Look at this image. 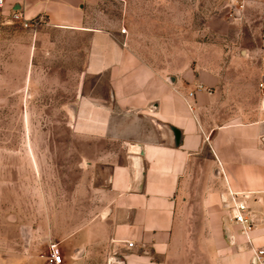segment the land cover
Wrapping results in <instances>:
<instances>
[{
    "label": "crops",
    "instance_id": "obj_1",
    "mask_svg": "<svg viewBox=\"0 0 264 264\" xmlns=\"http://www.w3.org/2000/svg\"><path fill=\"white\" fill-rule=\"evenodd\" d=\"M86 4L3 5L6 13L41 21L14 33L24 38L26 60L13 56L8 64L22 66L35 95L60 96L61 116L66 108L72 117L74 166L84 162L95 176L89 194L100 198L103 235L84 226L61 232L64 264H261L255 250L264 247V44L243 51L256 79L237 81L239 102L231 105L236 95L202 60L163 72L128 28L91 24ZM65 70L78 75L67 105ZM231 193L250 208L256 228L248 233L227 207ZM28 249L11 264L46 263L45 246Z\"/></svg>",
    "mask_w": 264,
    "mask_h": 264
},
{
    "label": "rangeland",
    "instance_id": "obj_2",
    "mask_svg": "<svg viewBox=\"0 0 264 264\" xmlns=\"http://www.w3.org/2000/svg\"><path fill=\"white\" fill-rule=\"evenodd\" d=\"M234 1L236 6L230 0H86V5L91 24L128 28L133 43L163 72H180L189 58L194 67L202 60L235 96L240 78L256 79L243 51L264 44V0ZM32 29L0 6V264L27 255L31 246H45L43 254L51 243L63 247L60 233L69 235L79 226L103 235L100 198L89 194L94 173L84 170V162L74 166L72 117L66 108L61 116L55 91L53 97L50 91L35 95L22 80V66L8 64L13 56L26 60L19 50L24 38L13 35ZM64 73L67 105L78 75ZM236 100L237 95L229 102Z\"/></svg>",
    "mask_w": 264,
    "mask_h": 264
},
{
    "label": "built area",
    "instance_id": "obj_3",
    "mask_svg": "<svg viewBox=\"0 0 264 264\" xmlns=\"http://www.w3.org/2000/svg\"><path fill=\"white\" fill-rule=\"evenodd\" d=\"M5 0H0V6H3ZM14 21H22L25 27L36 28L40 24L39 19L26 20L22 15L15 12L12 15ZM123 32L126 29H122ZM264 38V34H263ZM231 203L227 204L228 209L232 211L233 219L244 224V230L246 233L256 228V224L253 220V217L249 211V206L244 199L239 198L238 193H231ZM129 246H133V243L130 242ZM255 259L258 260L261 264H264V247L255 250ZM46 264H64V256L58 243L50 244V252L46 256Z\"/></svg>",
    "mask_w": 264,
    "mask_h": 264
}]
</instances>
